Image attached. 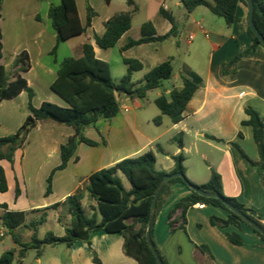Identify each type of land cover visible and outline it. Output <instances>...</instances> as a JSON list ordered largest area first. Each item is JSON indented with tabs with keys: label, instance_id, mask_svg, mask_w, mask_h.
<instances>
[{
	"label": "crops",
	"instance_id": "1",
	"mask_svg": "<svg viewBox=\"0 0 264 264\" xmlns=\"http://www.w3.org/2000/svg\"><path fill=\"white\" fill-rule=\"evenodd\" d=\"M14 1L18 19L23 21L22 10L27 6V2ZM50 1L53 2L34 0V3L39 5L40 2H45L48 13ZM75 2L83 25L87 7L92 9L95 16L85 33L77 37L80 39L77 42L80 55L71 57L80 58L82 45L89 42L93 46L95 56L107 62L109 66L110 53L115 47L122 58L138 60L143 66V73L139 79L164 61H171L173 75L164 81L161 87L148 92L149 95L155 91L151 99L147 96L141 101L130 99L123 94L119 95V111L113 120H99L95 128H89L85 132L86 137L96 142V145L80 143L77 146L75 151L77 160L70 159L63 170L54 173L51 192L48 195H45L46 179L60 164V146L73 134L71 127L52 121L40 123L27 137L34 142V146L27 148L23 146L18 149L12 163L1 159L0 167L5 174L7 190L0 192V217L3 213L11 211L25 213V225L12 230L13 235L21 236L17 238L22 243L31 242L34 231L30 224L37 221L45 209L46 219L44 223L37 225L36 237L42 239L50 232L47 231L43 237H38L39 227L46 224L49 211L57 213L56 231L52 234L62 236L64 229L71 225L72 219L66 206L60 205L53 209L52 205L62 204L69 195L80 189L81 205L86 212L87 206L91 207L89 211L91 214L96 205L85 190L87 177L123 159L139 156L148 151L155 154L156 169L167 173L174 168L172 157L182 153L187 177H189L187 162L193 159V163L198 167V173L192 178L189 177V180L195 185L205 184L211 170H214L220 175L223 194L236 198L264 224V174H259L246 162L238 160L229 145L231 142L238 144L250 160H258L251 127L241 125V121L246 118L244 113L246 106H250L264 117V48L257 47L254 52L240 59L234 73H223V64L250 44L249 36L243 29H239L238 24V20L242 22L244 19L245 8L238 7L234 22L228 25L224 20L209 16L207 13L211 12L206 7L204 8L209 12L199 10V7L203 6L186 15L179 0H133L138 9L132 14L131 27L119 38L114 47L102 50L95 45L93 34L101 33L104 22L113 14L129 11L127 0H110L108 4L105 0ZM161 6L173 15L177 25V36L123 49L128 39L139 38L141 24L145 21L153 24L157 35L169 32L171 24L160 14ZM30 16L36 21L39 20L37 13ZM5 25V19L1 17L0 65L11 68L10 80H13L14 69L11 67L13 58L21 51H26L30 68L21 76L34 92L32 105L39 107L46 101L66 107L65 101L50 87L56 78V70L61 61L57 62L54 59L55 67L52 68L42 59L50 55L55 46L57 51L66 41L57 43L54 31L47 33L39 31L32 35L23 33L17 47L7 59L3 32ZM125 71L124 66L120 77ZM181 74L189 77L198 86L183 111L181 121L172 123L167 116L161 115L159 110L148 116L146 113L155 105L154 100L158 96L168 94L172 88L181 87ZM42 87L47 88L45 90L47 92L43 96H38ZM28 114V97L25 92L0 101V137L16 132ZM157 116H160L159 124L153 122ZM208 136L220 141L209 139ZM68 169L69 172L64 174ZM16 187L19 190L17 197ZM188 194L189 190L183 184H173L165 204L153 220L152 239L167 264H264V241H261L248 226L241 224V229H238L234 225L219 227L210 224L211 216L226 218V211L220 208L203 204L193 205L186 212L184 230L178 228L179 213L176 212L170 219L174 220L171 231L168 213L179 199ZM227 233L238 234L242 244L230 243L226 238ZM7 239L8 232L0 238V243H5ZM122 244L123 237L120 234L96 231L90 235V245L81 241H76L69 247L63 244L46 245L42 247L39 258L35 256L36 250L29 249L21 259V264L31 250L34 251L33 264H94L93 253L101 264H138L123 253ZM48 248L53 249L55 253L46 256ZM7 250L16 251L13 261V264H16L18 246L12 238L11 244L4 246L0 255Z\"/></svg>",
	"mask_w": 264,
	"mask_h": 264
},
{
	"label": "trees",
	"instance_id": "2",
	"mask_svg": "<svg viewBox=\"0 0 264 264\" xmlns=\"http://www.w3.org/2000/svg\"><path fill=\"white\" fill-rule=\"evenodd\" d=\"M110 0H105L108 4ZM186 11V15L199 6L206 7L209 11L231 24L235 20L237 8L243 6L246 14L242 22L238 20L239 29H243L250 38L247 48L240 50L229 62L223 64V73H234L237 62L255 51L257 47L264 48L257 37L252 33L247 19V4L245 0H179ZM2 0H0L1 5ZM252 21L257 31L264 37V0H251ZM130 10L110 16L103 24L101 33H94L95 45L102 50L115 46L119 38L131 27L132 14L137 11L133 0H127ZM160 14L169 21L171 28L164 35H157L150 21H145L140 27V36L137 39H128L123 49L155 41H163L170 37L177 36V25L171 12L159 7ZM48 18L51 27L56 34L57 43L70 40L83 35L86 28L90 26L95 13L90 7L86 8V19L83 25L77 13L75 0H60L58 4L50 1L48 7ZM1 29H0V58L2 57ZM56 46L51 54L55 52ZM126 67L124 75L117 81L113 80L110 73V66L107 62L95 56L93 46L89 42L82 45V56L80 58L66 57L58 65L56 78L51 84V90L61 97L66 107L51 102H42L39 107L32 105L34 96L33 90L28 86L24 77L21 76L30 68V60L26 51L16 55L11 67L13 80H10L11 72L0 65V101L11 99L21 92L28 97L29 114L17 129L8 136L0 137V160L5 159L12 163L14 152L21 149L29 133L40 123L52 121L57 124L69 126L73 134L69 136L64 144L60 146V164L56 166L46 179L45 195L51 192V179L54 172L63 170L70 159L77 160L75 151L80 143L88 146H95L96 142L86 137L85 132L89 128H95L97 121H111L119 111V95L123 94L130 99L145 100L148 92L161 87L164 81L169 80L173 75L171 61H164L147 71L143 77L134 81V72L142 71V64L133 58H122ZM181 87L172 88L168 94H161L154 100L155 106L161 115L167 116L172 123H178L182 119L183 111L196 92L198 86L189 77L181 74ZM246 118L241 125L251 127L253 141L258 152V160H250L240 146L236 143H229L238 160L246 162L259 174H264V117L250 106L244 108ZM155 124L160 123V116L153 119ZM239 136L241 134L239 133ZM209 139L217 140L208 136ZM174 168L171 172L156 169V157L152 151L145 152L139 156L123 159L111 167L100 169L90 174L86 179L85 190L89 197L95 202V209L88 215L81 205V191L77 189L74 194L69 195L64 202L56 203L51 208L56 209L60 205L67 208L72 222L64 229L60 237L47 232L42 239L36 237L37 225L45 222L46 212L42 210L40 218L31 223L30 227L34 233L31 242L22 243L12 234V230L25 225L24 212H5L1 215V224L9 234L14 243L18 246L16 264H21V259L29 249L36 250V258L41 255L42 247L46 245L63 244L71 246L76 241L90 245V235L96 231L106 233H118L123 237L122 251L135 260L138 264H158L154 253L146 240V228L150 215L153 194L161 179L171 173L179 172L182 177L167 179L157 195L154 208V218L163 207L170 194V187L175 183L183 184L189 194L179 199L168 213L169 227L173 231L174 220L171 217L178 212V228L184 230L186 224V212L195 204L210 205L226 211V218L217 216L210 217L212 226L226 227L234 225L241 229V224L248 226L252 232L264 241V234L257 228L247 223L239 214L231 211L222 202L224 200L235 210L239 211L246 218L251 220L261 231H264V224L260 223L252 214L251 210L240 203L236 198L223 194L221 178L218 173L211 170L210 177L205 184L195 185L185 176L183 166L184 156L182 153L172 157ZM124 177L130 187L127 189L122 183ZM190 185L200 190L216 194L219 198L202 196L192 189ZM7 190L6 178L3 169L0 167V192ZM19 194L16 187L15 197ZM152 227L150 239L152 245L161 261L167 264L152 239ZM227 240L235 245H241L242 240L236 233H227ZM204 249L203 247H199ZM15 250H7L0 255V264H13ZM94 264H101L96 254L93 253Z\"/></svg>",
	"mask_w": 264,
	"mask_h": 264
},
{
	"label": "rangeland",
	"instance_id": "3",
	"mask_svg": "<svg viewBox=\"0 0 264 264\" xmlns=\"http://www.w3.org/2000/svg\"><path fill=\"white\" fill-rule=\"evenodd\" d=\"M24 1L27 2V6L24 7L22 10L23 11L22 14L24 17L23 21L18 19V14H17V10L15 7V3H14L15 1L14 0H2L1 5H0V19H1V17H4L5 22H6V25L3 28V32H4V39H5V44H6L5 56L7 59L10 57L11 53L14 51L13 49H15V47H17V42L19 40H21V36H22L21 34L27 33L28 35H32V34L39 32V31H43L45 33L53 31L51 24H50V20L47 17V5H46V3L40 2L39 5H36L34 3V0H24ZM52 1L54 4L59 3V0H52ZM199 10H205L204 12H209V11H206L207 9H205L204 7H199ZM33 13H37L39 15L38 21H36L35 19H33L30 16ZM207 14H209V16H211L215 19L223 20L222 18L213 15L212 13H207ZM140 16H142V15H140ZM79 40L80 39L76 37V38H72V39L66 41V43L61 45L57 51H55L54 53H52L50 55L44 56L42 58L43 62L47 65H50L53 68V67H55L54 66V59H56L57 62H60L66 57L80 55L79 49L77 48V42ZM10 70H11V68L7 67V72H10ZM123 70H124V64L122 62V57H121L118 49L115 47L111 50V53H110V71H111L112 79L117 81L120 78L121 72ZM36 73H38L37 70H36ZM142 73H143L142 71L134 72L133 73V79L134 80L139 79L140 78L139 76H141ZM45 90H47V88L42 87L38 92V94H39L38 96L45 95L47 92ZM154 92L155 91H152L151 93H149V95H147L148 99L149 98L151 99L153 97ZM157 112H159L158 108L155 105H152V107L150 109H148L146 114L149 116V115H152L153 113H157ZM14 133L15 132H13V134ZM8 135H12V134H8ZM27 146H30V147L34 146V142L27 139L26 144L24 145V148H27ZM30 147H28V148H30ZM15 152H14L13 157H15ZM187 165H188V171H189L188 176L192 178V177H194V175L196 173H198V167L195 165V163H193V159H190L187 162ZM69 170L70 169L65 171L66 173H64V174H67L69 172ZM53 175H52V178H53ZM185 176L189 180V177H187L186 174H185ZM121 179H122V183H123L124 187L128 189L130 187L128 181L124 177H121ZM51 182H52V179H51ZM90 210H91V207L87 206V212L86 213L88 215H90V213H89ZM56 216H57L56 212H50V211L48 212L47 222H46V224H43L39 227L38 237H40V238L43 237L47 231H50L51 233L56 231L55 230L56 229ZM21 231H25V229H21ZM6 232H7V230L5 231V233ZM12 234H13V232H12ZM14 236L16 238L21 237L17 234H15ZM11 238H12L11 234L8 233L7 241L3 244L0 243V253H1L4 246L11 244ZM54 253L55 252L53 251V249L48 248V249H46L45 255L50 256ZM33 256H34V251H32V250L30 252L28 251V256H26L24 258L23 264H33L34 263L33 262L34 261Z\"/></svg>",
	"mask_w": 264,
	"mask_h": 264
},
{
	"label": "water",
	"instance_id": "4",
	"mask_svg": "<svg viewBox=\"0 0 264 264\" xmlns=\"http://www.w3.org/2000/svg\"><path fill=\"white\" fill-rule=\"evenodd\" d=\"M246 4H247V19H248V25L252 31V33L257 37V39L259 40V42L264 45V37L261 36V34L257 31V29L255 28L253 21H252V3L251 0H245ZM172 177H182V174L179 172H175V173H171V174H167L165 175L161 181L159 182L154 194H153V198H152V202H151V208H150V215H149V220H148V224H147V228H146V240L148 242V244L150 245L154 256L158 262V264H161V261L152 245L151 239H150V229L153 223V218H154V208H155V202L157 199V195L160 191V188L162 187L163 183ZM190 189H192L193 191H195L196 193L202 195V196H206V197H212V198H219L218 195L216 194H212V193H207L204 192L202 190H200L198 187H195L193 185L189 186ZM222 202L227 206L228 209H230L231 211L235 212L236 214H239L242 218H244V220L249 223L250 225L254 226L255 228H257L262 234H264V231H261L251 220H249L248 218H246L243 214H241L239 211L235 210L233 207H231L227 202H225L224 200H222Z\"/></svg>",
	"mask_w": 264,
	"mask_h": 264
},
{
	"label": "built area",
	"instance_id": "5",
	"mask_svg": "<svg viewBox=\"0 0 264 264\" xmlns=\"http://www.w3.org/2000/svg\"><path fill=\"white\" fill-rule=\"evenodd\" d=\"M5 231H6L5 227L1 226L0 227V237H3L5 235Z\"/></svg>",
	"mask_w": 264,
	"mask_h": 264
}]
</instances>
